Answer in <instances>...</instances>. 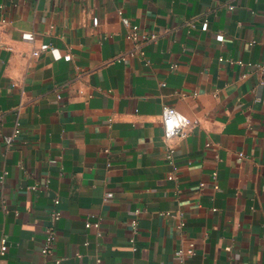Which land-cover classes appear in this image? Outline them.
Returning a JSON list of instances; mask_svg holds the SVG:
<instances>
[{"label": "crops", "instance_id": "obj_1", "mask_svg": "<svg viewBox=\"0 0 264 264\" xmlns=\"http://www.w3.org/2000/svg\"><path fill=\"white\" fill-rule=\"evenodd\" d=\"M4 238L0 264H264V0H0Z\"/></svg>", "mask_w": 264, "mask_h": 264}, {"label": "built area", "instance_id": "obj_2", "mask_svg": "<svg viewBox=\"0 0 264 264\" xmlns=\"http://www.w3.org/2000/svg\"><path fill=\"white\" fill-rule=\"evenodd\" d=\"M230 9H234V7H230ZM125 25L129 28V39L138 41L139 39L142 40L143 43L147 42H152L158 38L157 34H148V35H141L140 34V28L138 26L131 25L128 20H125ZM195 23L192 22L190 23V27L195 28ZM33 37V35H31ZM52 49V48H50ZM53 52H55L54 49H52ZM141 56L144 55V52L140 50ZM34 55H38V52H35ZM57 59L61 58L60 55H57ZM221 60H224L222 58ZM230 62H234L232 59L229 60ZM240 64H243L242 62H239ZM250 66V65H249ZM247 73H245L243 76L245 77ZM61 98V96H59ZM163 118H164V130H165V139H166V159L170 165H172L176 169V163H175V156L177 153V147L175 145V140L180 137L186 136L192 126L194 125L186 116H184L181 112H179L176 108L170 107V106H165L164 107V112H163ZM21 129L16 128L13 136L8 138L7 143L8 145H12V143L15 141V139L20 135ZM240 157H244L243 153H240ZM4 177V176H3ZM213 180L215 182V189H219V185L217 183L218 179V174L217 172H214L212 174ZM202 186H204V183H202ZM33 190H36L37 188L34 186L32 187ZM113 194L108 193L106 195V198H112ZM60 206V200H55L54 202V207L49 213V218L51 220L52 226L48 227L46 229V238L45 241L43 242V245L41 247V253L44 255H50L53 253L55 244L57 241V230H56V224L57 222L61 219V211L59 209ZM166 216L170 217H175L173 212H167L164 214ZM137 223L134 222V231L136 233L137 231ZM93 226L99 227V223L97 222H92L91 220L86 221V227L91 228ZM186 226V223L184 220L179 221L178 228L180 230H183ZM134 244L133 250L136 249V241L135 238L131 240ZM8 251V244L7 240L4 238L1 241L0 244V257L6 255ZM196 254V249H195V242L194 241H189L188 242V247L187 249H181L179 250L176 255H175V260L179 264H186V262L193 258Z\"/></svg>", "mask_w": 264, "mask_h": 264}]
</instances>
